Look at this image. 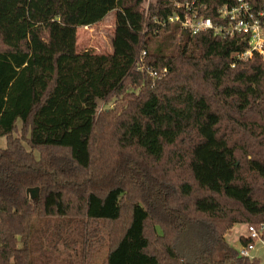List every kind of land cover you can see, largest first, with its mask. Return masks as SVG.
<instances>
[{
	"label": "trees",
	"instance_id": "obj_1",
	"mask_svg": "<svg viewBox=\"0 0 264 264\" xmlns=\"http://www.w3.org/2000/svg\"><path fill=\"white\" fill-rule=\"evenodd\" d=\"M147 1L0 0V264H259L227 235L264 223V56ZM113 10L112 50L79 51Z\"/></svg>",
	"mask_w": 264,
	"mask_h": 264
},
{
	"label": "built area",
	"instance_id": "obj_2",
	"mask_svg": "<svg viewBox=\"0 0 264 264\" xmlns=\"http://www.w3.org/2000/svg\"><path fill=\"white\" fill-rule=\"evenodd\" d=\"M231 6L225 5L219 9L217 21L203 15L200 12L204 8L202 0H185L174 2L177 10L167 20L159 21L166 23H178L181 28L190 35L210 31L216 36L237 37L245 36L248 39L247 48L237 54L238 59H248L255 52L264 56V1L256 8L250 0H233ZM157 22V19H155ZM146 51L139 58L137 69L147 71L153 80L160 78V73L146 64ZM247 244H242L238 249L243 257L254 258L251 251L259 243L264 246V223L259 225L247 224V235H243Z\"/></svg>",
	"mask_w": 264,
	"mask_h": 264
},
{
	"label": "rangeland",
	"instance_id": "obj_3",
	"mask_svg": "<svg viewBox=\"0 0 264 264\" xmlns=\"http://www.w3.org/2000/svg\"><path fill=\"white\" fill-rule=\"evenodd\" d=\"M149 1V0H148ZM147 1V2H148ZM115 29V11H110L101 21L88 25L79 26L78 33V50H92L97 53L109 52L112 50V37ZM110 103L102 104L101 108L110 106ZM21 123H19V126ZM1 144L5 145V138H0ZM243 235H247V224H236L231 232L227 235V240L230 245L236 249L242 248L240 238ZM251 255L256 257L259 264H264V246L257 244L251 251ZM55 264H65L62 261L68 263L69 259L65 258L64 251L60 253L58 257H54Z\"/></svg>",
	"mask_w": 264,
	"mask_h": 264
},
{
	"label": "water",
	"instance_id": "obj_4",
	"mask_svg": "<svg viewBox=\"0 0 264 264\" xmlns=\"http://www.w3.org/2000/svg\"><path fill=\"white\" fill-rule=\"evenodd\" d=\"M39 191V188L38 187H31V188H28L27 189V193H35V192H38Z\"/></svg>",
	"mask_w": 264,
	"mask_h": 264
}]
</instances>
